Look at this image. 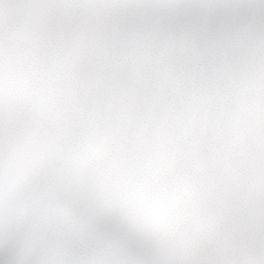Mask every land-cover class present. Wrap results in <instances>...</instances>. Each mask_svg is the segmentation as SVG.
Here are the masks:
<instances>
[{"label":"snow or ice","instance_id":"snow-or-ice-1","mask_svg":"<svg viewBox=\"0 0 264 264\" xmlns=\"http://www.w3.org/2000/svg\"><path fill=\"white\" fill-rule=\"evenodd\" d=\"M0 264H264V0H0Z\"/></svg>","mask_w":264,"mask_h":264}]
</instances>
